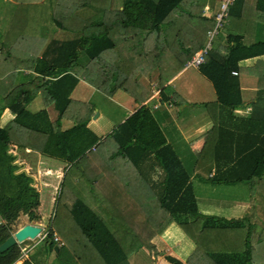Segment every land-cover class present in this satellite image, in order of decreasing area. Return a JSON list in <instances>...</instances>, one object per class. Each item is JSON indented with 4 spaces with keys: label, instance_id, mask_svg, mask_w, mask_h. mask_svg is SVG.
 I'll use <instances>...</instances> for the list:
<instances>
[{
    "label": "trees",
    "instance_id": "1",
    "mask_svg": "<svg viewBox=\"0 0 264 264\" xmlns=\"http://www.w3.org/2000/svg\"><path fill=\"white\" fill-rule=\"evenodd\" d=\"M203 1L16 0L9 27L25 32L28 38L20 37L21 52L13 53L25 64L34 61L32 71L39 81L33 80L32 87H13L1 98L14 115L0 127V162L6 158L10 168L0 177L8 178L11 185L10 189L0 187V243L11 234L9 224L19 211L29 220L37 218L39 199L32 178L17 172L15 155L10 152L19 147L66 164L44 231L49 250L55 245L54 235L60 240L57 254H64L60 264H129L132 252L153 250L151 239L171 222L194 243L185 263L166 256L171 264H264V205L256 201L264 198V98L252 101L250 118L244 124L248 129L236 138L214 143L211 130L193 165L200 183L247 185L252 198L248 210L240 217L224 219L197 211L189 176L146 105L107 134L102 146L86 127L92 110L68 97L76 78L83 76L107 97L122 90L135 102L144 101L148 87L138 76H155L161 87L202 46L214 24L212 16L202 15ZM243 2L254 7V16L245 25L264 17V0L233 1L236 7ZM234 5L228 9L227 28H234L238 21ZM174 7L186 13V18L173 17L164 25V17ZM37 21L44 28L37 27ZM52 23L62 31L61 40L49 42L40 57L29 54L24 42L32 39V44L40 45L37 36L41 38L39 33ZM238 51L243 54L235 55ZM260 52H264V41L239 38L221 60L207 56L199 65L216 92V102L227 111L241 106L237 80L231 76L236 62ZM48 55L50 62L45 61ZM43 75L56 81H43ZM37 93L48 107L30 114L24 105ZM51 108L57 109L56 114L47 113ZM256 109H263L261 117L255 115ZM61 119L72 125L61 129ZM144 163L149 169L156 165L162 170L161 182L149 184ZM20 255V248L13 244L0 252V264H16ZM20 264L32 263L25 259Z\"/></svg>",
    "mask_w": 264,
    "mask_h": 264
},
{
    "label": "crops",
    "instance_id": "2",
    "mask_svg": "<svg viewBox=\"0 0 264 264\" xmlns=\"http://www.w3.org/2000/svg\"><path fill=\"white\" fill-rule=\"evenodd\" d=\"M214 1L215 0L203 1L202 15L204 17H210L217 10V2ZM16 3V0H0V81H3L0 83V127L8 123L14 115L13 112L8 109V107L2 105L1 98L11 92L13 87H16V89L22 85H31L32 87L33 80L37 79L39 81V78H37V72L32 71V62L34 61L25 64L21 62L19 56L13 53L14 51L21 52V49H19L20 44H18L20 37H22L21 39L23 41L28 38V35H26L25 32L10 29L9 27V21L13 15ZM28 3L32 6V1ZM231 5L233 6L234 3ZM234 9L235 11L233 13L237 15L238 19L236 23H233L235 27L227 28L224 26V24L222 25L214 38L213 47L207 53L205 59L207 56H209L213 57L215 60H221V57L225 55L229 47L233 46L235 41L239 38L243 42L252 41L255 39L264 41V17L255 21L251 26H249V24L245 25V22H248L254 16L253 5L243 2L240 6L236 7V5H234ZM2 13L5 15L4 18H2ZM173 17L184 20L186 18V13L179 10L177 7H174L164 17L162 23L165 25ZM7 28H9L8 31ZM239 28L245 29L246 32L242 33ZM8 32H10V35ZM40 36L41 38L39 39L37 36V40H40V45H38L37 42L32 44V39L24 42L26 43L25 48L29 51V54H35L34 56L36 58L40 57L45 46L49 42L51 43L55 39L61 40L62 31L58 29L54 23H52L45 33H39V37ZM49 48L52 49V51H57L56 48ZM260 53L261 54L256 56L242 58L236 62V68H233L234 70H232L235 71L236 74H231V76L237 80L236 82L238 86L239 97L241 99V106L232 109L230 112L224 109L221 104L216 102V92L209 79H207L198 68L186 66L185 64L180 71H178L170 80H168L167 83L173 80H178L177 86L173 87L172 89L174 90L170 92L165 93L163 92V86L160 87L156 85L157 81L155 80V76L150 78L138 76V80L143 85L148 87L149 93L145 100L139 103L135 102L122 90H116L110 97H107L94 88L83 76L76 78L77 81L68 97L79 102L80 104L88 106L92 110V115L90 116L86 127L98 138V141L103 139L104 136L106 137V135L112 132L113 129L118 125L117 124L112 129V131L108 132L106 135H102V127L104 125L103 119L107 120L108 118L107 116L105 117L102 115L99 111V103H104L105 100L118 103V98L127 101L126 103H122L120 106L123 112L118 120V123H121L140 105H146L150 116L154 121L158 131L162 135L164 141L171 147L189 176V181L191 183L196 201L197 211L204 215H212L224 219L236 218L242 216L244 212L248 210V207L251 204L250 200L252 198L250 197L251 195L247 185L240 183L234 186H225L226 193L223 191L221 200H207V195L204 196L203 192H216L220 185L204 184L198 182L193 174V165L211 130L212 133H215L214 143L217 139L220 141H225L226 139L230 140L236 138L239 133L242 134L247 131L248 128H245L244 124L246 123V120L250 118L252 101H255L258 98H264V52ZM236 54L238 55L243 53L238 51L235 53V55ZM245 56L248 55H244L242 57ZM50 59L51 56H45L46 62H50ZM54 79L55 78L52 79L47 75L42 76L43 81H53ZM151 83H155V85L149 87V84ZM156 88L159 89V92L156 94V96H154L152 95V90ZM177 98H180L181 100L179 101ZM162 103H166V105L162 106ZM208 104H212L214 107L208 108ZM47 107L48 106L44 103V100L39 93L35 94V96L24 105V109L30 114H35L39 111L46 110ZM56 110L57 109L51 108L47 110V113L49 115H53L56 114ZM262 110L263 109H256L255 115H260L261 117L263 115ZM95 111L97 112L95 117H93ZM1 122L3 123L1 124ZM262 122L263 121L260 120V124H262ZM71 125L72 122L69 120H60L61 129H66ZM256 126L257 124H254V128ZM17 150H23L25 153H34L39 159L50 158L30 149L18 147ZM55 160L60 161L57 159ZM61 163L64 162L61 161ZM145 163L142 168L143 170L147 171V174H149V170L151 171V169H149ZM155 167L156 165H154L153 171L156 169ZM147 174H144V176ZM263 197L264 196H262V198ZM263 199L256 201L257 203L259 201L264 205ZM255 219L256 217H254V220ZM256 223L257 222H255V224ZM166 227H168L166 230L171 229V234L169 236L173 237L171 239L174 242L177 241L180 243V248L182 251L184 244H189L188 247H190L191 244L193 245L191 251L184 255V259L183 257H180L176 254L170 255L174 259L179 260L181 263H185V259L194 249V243L186 237V235L179 229L176 223L171 222ZM256 228H258V226H256ZM163 231L160 234L154 236L156 237L154 240V237L151 239V243L154 247L153 250L147 251L143 248H139L137 251L132 252L127 257L128 263L164 264L162 261L164 260V257L159 256L161 254L159 252L161 251H158V249L156 250L155 246L157 243L163 244V237L166 236L164 235ZM179 231H181L180 236ZM40 234L44 235V229L41 230ZM44 237L42 238L43 241L41 243H43L46 248L45 258L47 263L45 264H54L55 260L53 259L52 251H55V254H57L59 246L55 244L52 247V250H49L46 244L47 241L44 239ZM54 237L58 238L57 235H54ZM37 244L38 243H35L34 241L29 251H32L33 246ZM54 247H56V249ZM50 257H52L54 262L49 261ZM28 261H30L32 264H40L36 262V259H28ZM58 264H60V261Z\"/></svg>",
    "mask_w": 264,
    "mask_h": 264
},
{
    "label": "rangeland",
    "instance_id": "3",
    "mask_svg": "<svg viewBox=\"0 0 264 264\" xmlns=\"http://www.w3.org/2000/svg\"><path fill=\"white\" fill-rule=\"evenodd\" d=\"M219 1L220 0L214 1V2H217L216 3L217 7L219 4ZM2 15H3L2 18H4L5 15L3 13H2ZM34 23L36 25L38 23L37 27L44 28L43 23L39 24L38 21L34 22ZM170 79H168V80H170ZM168 80L162 85L164 88L163 92H165V93L174 90L172 88L176 87L177 83H178V80H175V81L173 80V81L167 83ZM153 85H155V83L149 84V87L153 86ZM177 100L180 101L181 99L177 98ZM124 102L126 103L127 101L118 98V103H115V102H112L109 100H105L104 103L98 104V109L101 112V114L104 115L105 117L107 116V118H108L107 120L103 119V121H104L103 122L104 125L102 127V130H103L102 135L103 136L106 135L108 132L112 131V129L117 124H119L118 120L121 117V114L123 112V110L121 109L120 106ZM165 105H166V103H162V106H165ZM199 107H203V106H199ZM207 107L213 108L214 105L208 104ZM96 112L97 111H95L94 114ZM2 123L3 122H1V124ZM104 139H105V136L103 139H100V143L102 142V146H104V144H103ZM99 151L102 152L104 150H99ZM10 152H12L15 155L14 162L17 164V167H18L17 172L24 171L32 178V186L37 191L38 199H39V205H38L36 212H35V215H37V218L29 220L27 215H25L24 213L19 211L17 213L15 219L9 224L11 233L16 231L19 227H21L24 224H38V225H40L42 230L44 229V231H46V228L48 226V222L50 221V218H51V214L53 213L54 203H55V200L57 197L58 183H59V180H60L61 175L63 173L62 166L64 168L66 164L61 163V161H56L55 159H51V158H40L39 159L36 156V154H34V153H25V152H23V150H17V148L15 149L13 147L10 149ZM103 155H104V157H108V155H106L105 153H103ZM8 163H9V161L6 158L4 160H2V163L0 162V169H1L0 175L3 174V172H6V174H8V172H10V168L8 166ZM155 168L156 169H154V171H153V168L151 169V171L149 170V174H148L149 175V179H148L149 184H150V181L152 183H154L153 181L160 182L163 179L162 170L159 167L157 168V166ZM161 175H162V178H161ZM0 187L7 188V189L11 188V185L8 183V178L0 177ZM225 188L226 187L221 184L216 192L206 193L204 191L203 195L204 196L207 195L206 196L207 200H212V199L221 200V198L223 196L222 195L223 191L226 193ZM0 222H2L1 218H0ZM55 225H56V222H55ZM167 228L168 227H166L165 230L163 231L164 235H166L165 237H163V239H164L163 244L157 243V244H155V246H156V250L158 249V251H161V252H159V253H161L159 256L164 257V260H162L163 263L164 264H171L166 260V258H165L166 256L176 254L180 257H183V259H184L185 258L184 255L187 254L189 251H191V249L193 248V245L191 244V246L188 247L189 244H187V243L184 244L185 246L183 245V251H182V249L180 248V243H178L177 241L174 242L171 239L173 237L169 236L171 234V229L166 230ZM180 232L181 231H179V236L181 234ZM43 237H44V235L40 234L39 236H36L34 239H26L20 243H17L18 247L20 248V252H21V255L17 261V264L21 263L23 261V259H31V260L36 259V262H38L40 264L47 263L46 258H45L46 248H45L44 244L41 243L43 241L42 240ZM155 238L156 237H154L153 240ZM34 241H35V243H38V244L33 246L32 251H29V249L32 247V243ZM53 241L56 245L61 246L59 239L57 241L53 239ZM52 252H53L52 253L53 259L55 260V262L53 261L52 257L49 258L50 262L53 261L54 264H58L59 259L64 260V254L62 256L60 254H55V251H52ZM170 257H172V256H170Z\"/></svg>",
    "mask_w": 264,
    "mask_h": 264
},
{
    "label": "built area",
    "instance_id": "4",
    "mask_svg": "<svg viewBox=\"0 0 264 264\" xmlns=\"http://www.w3.org/2000/svg\"><path fill=\"white\" fill-rule=\"evenodd\" d=\"M233 1L234 0H220L219 1L217 10L213 13V15H211L214 19V24L212 28L206 31V36H205L203 45L199 49H197L191 55V57L186 61L185 63L186 66L198 68L199 65L204 63L205 56L212 49L214 37L217 35L219 29L224 24V21L228 14V9L230 5L233 3ZM231 74H236V72L231 71ZM158 92H159L158 88L153 89L152 95L156 96ZM53 239L56 241L58 240L57 237H54Z\"/></svg>",
    "mask_w": 264,
    "mask_h": 264
},
{
    "label": "water",
    "instance_id": "5",
    "mask_svg": "<svg viewBox=\"0 0 264 264\" xmlns=\"http://www.w3.org/2000/svg\"><path fill=\"white\" fill-rule=\"evenodd\" d=\"M96 113L93 115L95 117ZM15 163V162H14ZM16 164V163H15ZM41 232V227L38 224H24L16 231L11 233L0 243V252L7 249L13 244L20 243L26 239H34ZM56 249V247H54Z\"/></svg>",
    "mask_w": 264,
    "mask_h": 264
},
{
    "label": "clouds",
    "instance_id": "6",
    "mask_svg": "<svg viewBox=\"0 0 264 264\" xmlns=\"http://www.w3.org/2000/svg\"><path fill=\"white\" fill-rule=\"evenodd\" d=\"M41 230H42V228H41ZM41 233V232H40ZM40 235V234H39Z\"/></svg>",
    "mask_w": 264,
    "mask_h": 264
}]
</instances>
